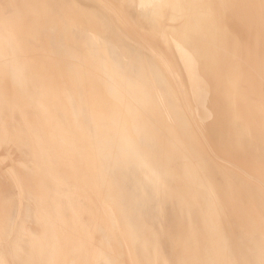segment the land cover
<instances>
[{
    "label": "bare ground",
    "instance_id": "bare-ground-1",
    "mask_svg": "<svg viewBox=\"0 0 264 264\" xmlns=\"http://www.w3.org/2000/svg\"><path fill=\"white\" fill-rule=\"evenodd\" d=\"M261 139L264 0H0V264H264Z\"/></svg>",
    "mask_w": 264,
    "mask_h": 264
},
{
    "label": "rangeland",
    "instance_id": "rangeland-1",
    "mask_svg": "<svg viewBox=\"0 0 264 264\" xmlns=\"http://www.w3.org/2000/svg\"><path fill=\"white\" fill-rule=\"evenodd\" d=\"M136 14V12H134ZM139 16H143L142 13L137 12ZM253 155L259 158L264 163V139L258 141L253 148ZM113 172L117 176L120 184L124 189V204L127 208L135 209L134 197L135 195V176L130 169L123 168H113ZM140 210V209H139ZM141 215L144 216L147 220H150L154 226V229L158 230L159 228V218L157 216V212L155 209V205L152 204L150 208H145L140 210ZM167 219L172 221L175 217L174 208L168 206L166 208ZM236 241V250L238 253V258L241 264H256V254L253 249H250L247 245V241L241 233H237L235 237ZM166 253L170 254L171 245L170 242H166L165 244Z\"/></svg>",
    "mask_w": 264,
    "mask_h": 264
}]
</instances>
